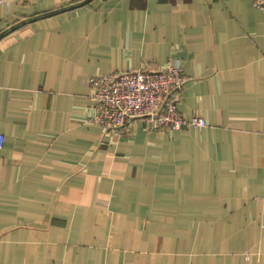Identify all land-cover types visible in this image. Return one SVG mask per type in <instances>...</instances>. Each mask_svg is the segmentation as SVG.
<instances>
[{"label":"crops","instance_id":"1","mask_svg":"<svg viewBox=\"0 0 264 264\" xmlns=\"http://www.w3.org/2000/svg\"><path fill=\"white\" fill-rule=\"evenodd\" d=\"M73 3L0 0V264H264V11ZM168 64L208 126L106 134L90 80Z\"/></svg>","mask_w":264,"mask_h":264},{"label":"built area","instance_id":"2","mask_svg":"<svg viewBox=\"0 0 264 264\" xmlns=\"http://www.w3.org/2000/svg\"><path fill=\"white\" fill-rule=\"evenodd\" d=\"M253 4L264 11V0H253ZM188 79L179 64L92 78L90 99L96 108L94 119L105 133L119 136L128 133L138 120H144L159 132L206 128L208 124L203 118L186 119L180 111ZM4 145L5 136L0 133V148Z\"/></svg>","mask_w":264,"mask_h":264},{"label":"water","instance_id":"3","mask_svg":"<svg viewBox=\"0 0 264 264\" xmlns=\"http://www.w3.org/2000/svg\"><path fill=\"white\" fill-rule=\"evenodd\" d=\"M90 1L91 0H86V1L81 2L79 4H76V5H73V6H69V7L65 8L63 10L66 11V10H71V9H74V8L82 7V6H85V5L89 4ZM57 13H60V12H57ZM57 13H51V14L43 15V16H40V17H37V18H34V19L30 20V22H33V21H35L37 19H41V18H47V17L53 16V15H55Z\"/></svg>","mask_w":264,"mask_h":264},{"label":"trees","instance_id":"4","mask_svg":"<svg viewBox=\"0 0 264 264\" xmlns=\"http://www.w3.org/2000/svg\"><path fill=\"white\" fill-rule=\"evenodd\" d=\"M79 3H81V2H75V3H73V4H75V5H76V4H79ZM179 131H180V130H179Z\"/></svg>","mask_w":264,"mask_h":264},{"label":"rangeland","instance_id":"5","mask_svg":"<svg viewBox=\"0 0 264 264\" xmlns=\"http://www.w3.org/2000/svg\"><path fill=\"white\" fill-rule=\"evenodd\" d=\"M95 118V117H94ZM94 121H95V119H94ZM96 122V121H95ZM109 133V132H108ZM108 133H106V134H108Z\"/></svg>","mask_w":264,"mask_h":264}]
</instances>
